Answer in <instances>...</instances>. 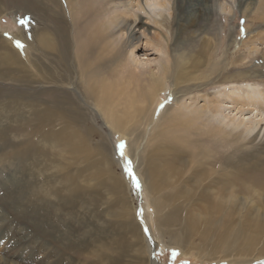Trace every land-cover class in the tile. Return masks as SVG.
Listing matches in <instances>:
<instances>
[{
  "label": "rangeland",
  "instance_id": "1",
  "mask_svg": "<svg viewBox=\"0 0 264 264\" xmlns=\"http://www.w3.org/2000/svg\"><path fill=\"white\" fill-rule=\"evenodd\" d=\"M27 1L29 0H0V37L10 39L15 44L21 37H27L28 41L36 43L42 32L57 31L58 36L67 35L66 44L71 49L74 46L71 43L73 40H69L72 20L64 18L65 13L70 16L69 11H61L62 20L49 19L50 14L43 18L36 1ZM74 2L76 10H80V13L75 11L78 14L75 13L76 19H73L77 20L75 29L81 34V43L78 44L93 50V60L105 59L108 64L105 66L107 74L102 77L109 83L114 84L116 79H127L126 84L118 83L124 90L119 94L121 101L116 96L113 99L118 104L123 103L117 107L125 116L123 120L128 121V127L136 123L132 117L134 109H130L131 102L138 103V106L142 101L141 96L145 94V86L150 85L148 75L152 71L157 74L167 66L169 70L192 73L193 77H198L191 83L178 84L177 87L171 75L163 82L166 89L159 93V103L151 112L155 118L150 127L157 125L166 113L167 117L161 122L162 127L169 129L164 135L169 132L173 136L167 134V138L162 136L163 140H152V152L159 157V163L175 173V168L180 165L188 168L193 164V155L197 157L202 148L210 147L215 151L213 161L220 156V159H224L226 154H230V178L215 182V194L212 197L205 196L204 200H200L194 193L196 182L198 187L203 184L197 178H193L186 189L180 192L177 190L181 189V183L177 182L172 187L173 190L158 193L157 200L165 209H170V212L166 211L180 220L186 219V216L190 218V222L195 219L198 225L204 227L210 225L198 216L200 208L203 216L206 212H212L211 215L219 221L214 223V231L220 230L226 222L238 223L242 220L245 224H257L263 219L260 214H264V175L254 170H249L245 175L236 168L241 167L251 154H264V126L260 125L253 133H247L251 126L239 124L243 118L238 115L236 118L240 126L232 131L234 123L230 117V147L225 148L221 129L218 128L210 136L207 130L214 128V125H210V129L206 128L195 115L187 114L181 107L183 104H192L198 96L211 95L217 87L229 81L230 86L236 85L233 87L260 84L261 91L264 92V0H163V7L147 9V13L138 10L134 3L127 8V17H119L111 12L109 16L101 18L97 14L101 8L99 0ZM120 3L116 0L113 6H121ZM137 15L148 26L138 23L133 25L132 21H139ZM57 41L58 50H50L49 53L58 54L62 49L64 44ZM131 43H136L134 53H131ZM65 47L64 45L63 49ZM95 51L98 53L96 58ZM32 52L35 56L31 59L28 73L16 67L15 70L2 69L0 65V76L5 78L0 79V131L7 132L11 129L6 137L0 134V138L4 139H0V264H137L138 260L133 257V253L128 252L127 239L121 230V225L124 226L126 222L136 225L137 239L142 236L139 227L144 233L145 226L154 234L160 232L162 243L154 251L160 264H232L229 261L210 262L199 256L198 247L192 244L197 245L199 239L211 236L206 229L202 228L195 236L194 229L189 225V230L185 229L182 233V224L173 225L169 230H166L167 227H160L161 230L154 231L147 214L154 209L155 200H151L149 192L134 182L131 178L133 173L125 175L129 173L128 170H122L123 165L127 167L129 164L122 159L127 141H122L124 136L120 139L122 135L106 128L97 117L91 118L89 126L81 130V134L87 137L86 146L90 150L85 159L72 161L66 150H58L59 141L69 134L71 127L65 126L63 135L49 133L48 112H44L42 107V97L45 99L46 96L39 91L44 87H36V82L41 81L36 57L40 58L41 54L36 49ZM1 53L2 51L0 55ZM198 59L204 64L203 68L194 70L193 65ZM22 60L20 58L21 63ZM209 60L214 66L217 63L214 74L206 66ZM117 61H121L122 65ZM74 62L73 59V65L76 64ZM47 65L51 68L50 73L59 69L58 66ZM47 77L51 79L50 76ZM21 78L24 82L18 81ZM146 96L151 101L150 92ZM95 99V102H99L102 98ZM203 99L204 97L198 100L200 105L204 102ZM10 101H14V104L11 105ZM20 115L23 117L21 122L23 119L28 122L26 126L18 121ZM38 126L43 131L41 135L34 132ZM191 126L195 129H191ZM128 127L119 130L127 133ZM20 130L27 133L24 138L29 140L25 151H30L34 146L40 151V156L29 159L24 157L13 163L6 159L7 155H12L11 148L8 149L7 145L13 144L14 151L19 149L17 145L21 142ZM95 131H99V134ZM143 132L145 127L138 129L132 148H148L151 140L144 138ZM251 141L257 146L247 145L248 151L241 144H236ZM110 143L114 147V159ZM121 143L124 145L123 149L118 147ZM102 145L106 148L103 152ZM108 158L112 161L110 170L107 166ZM57 162L66 169L57 170ZM163 166L161 165L163 169L168 170ZM222 166L221 163L209 165L206 172L219 173ZM132 168L131 166V170ZM245 168L248 169V166ZM67 174H70L69 185L66 181ZM158 178L162 182V178ZM114 182L120 183L121 188H113ZM188 194L196 199L194 204L200 208L190 206ZM82 198L84 199L81 200ZM208 199L211 203L214 200L216 204L210 207ZM258 206L263 208L259 212L256 210ZM127 211L131 215L126 218L124 213ZM131 232L126 235L129 240L132 239L134 225L131 226ZM162 232H166V235ZM260 260L254 264H264V260Z\"/></svg>",
  "mask_w": 264,
  "mask_h": 264
},
{
  "label": "bare ground",
  "instance_id": "2",
  "mask_svg": "<svg viewBox=\"0 0 264 264\" xmlns=\"http://www.w3.org/2000/svg\"><path fill=\"white\" fill-rule=\"evenodd\" d=\"M29 1L31 2L33 0H29ZM35 1L36 4H38L41 16L42 15L44 16L43 18H46V16L50 14L48 16L49 19L52 18L54 20L55 18H60L62 20L63 16L61 15V11L63 10L64 13L65 11L67 12L69 11L70 16H68L67 13H65L66 16H64V18L66 19V17H68L69 19L72 20V25H70L72 31L69 33L70 34L69 40H73V42L71 43H74V46H72L71 49L68 48L66 44L67 35L61 34V36H58L57 31L42 32L40 36L37 38L36 43L28 41L27 37L19 38L18 39L19 41L16 44L13 43L10 39L0 37V51H2L0 55V65L3 67L2 69L13 68L15 70L16 67L17 69H21V71L24 70V72L28 73L31 69V61H32L31 59L32 57L35 56V55L33 56L32 51L36 49V51L40 52L41 57L40 58L36 57L38 59L36 65L39 66V70L41 73L39 75L41 77V81L39 83L36 82V87L37 88L38 87L42 88V86L44 87L39 91L46 96L45 99H43L42 97V107L44 112H48L46 115L48 117L49 125L51 127L47 124L46 125L50 128L49 133L54 132L56 134L59 133L63 135L65 126L71 127L69 134L67 136H64L62 140L59 141L58 150L60 152L61 150L64 151L66 150L67 155L70 156L72 161L74 159L80 161L81 159H85L89 154L90 150L86 146L88 142L87 137L81 134V130L89 126L90 124L89 122L91 118L94 119V117H97L103 122V125L106 128L111 129L113 132L119 135H122L120 139H122V137L124 136L122 141L124 142L125 140L127 141V145H126L127 149L124 152L122 159L127 160L133 167L131 170L133 176H131V178L134 179L135 182L140 185V188H144V190L149 192L151 200H155L154 209L147 214V219L150 221L151 226L155 232H157L158 229L161 230L160 227H167L166 230H169L173 225L182 224L183 225L181 230L182 233L184 232L185 229L189 230L188 228L189 225L194 229V236H195L199 234L200 230H202L203 228L206 229L211 234V236L207 237L206 239H199V244L197 245H195V243L192 244L193 246L198 247L199 250L198 253L199 256L202 258V260H208L210 262L229 261L232 264H251L252 262L254 264V263H258L260 259L264 260V214L263 215L260 214V216H263V219H261L258 223L256 222L257 224L253 223L255 225L251 223L245 224L242 220L238 223L226 222L224 226L221 227L220 230L218 229L219 231L218 230L214 231L213 225L218 220L214 217L213 214L211 215L212 212H206V214L203 216L202 211H200L202 210V208L194 204L196 199L193 198L191 194L187 195V201L190 203V206L194 205V209L200 208L198 212V216L205 223L209 224L211 227L210 226L204 227L203 225H198V221L195 219H193L190 222V218H188L187 216L186 219L184 220L177 219L175 216L167 212V211L170 212V209H165L162 203L159 200H157L159 192L173 190L172 187L177 182L178 184L179 182L181 183V189L179 191L177 190V192L185 190L187 184L193 178H197L199 181L203 183L201 186L198 187V183L196 182V190L194 191V193L195 195L200 197L199 198L200 200H204L205 196L212 197L215 194V192L213 191L215 182L217 183L219 181L222 182L224 180L221 179L230 178V171H229L230 160L228 159L230 154H226V157H224V159H220L221 158L220 156V158H216V161H213L215 159H212V156L215 155L214 154L215 151L210 147L202 148L203 149L202 152H200L199 156L197 157L193 155L192 157L193 164L189 165L188 168L182 165L175 168L172 165V167L175 168V171L177 169L175 173H171L170 169H168L167 166L165 167V165L163 166V164L159 163L158 162L159 157H157L154 154V151L152 152L151 147L153 141H155L156 139H162V136L167 138V134L170 137L173 136L170 135L169 132L166 134V136L164 135L165 131L169 129L167 127L166 128L162 127L163 125L161 122L165 120V118L167 117L166 113L163 114V117L160 118V121L158 122L157 125L155 124L152 127H150L152 121L155 118L153 116V113L151 112L154 111V108L159 103V99H158L160 95L159 93L162 91V89L163 90L166 89V84L163 87V82H166V80L171 75L174 77L173 81L174 83L176 82L175 86L177 87L178 84L191 83L192 81L198 79V77L196 76L193 77L192 73L191 74L187 73L189 75L188 76L185 72L182 71H173L174 69L169 70L167 66H165V68H162L163 70H159L157 74H154L156 72L152 71V74L148 75L150 76V85L147 83L148 85L145 86L146 88L145 89L143 88L144 89L143 92H145V94L141 96L142 101L140 100L141 102L139 103L138 106H137L138 103L136 104L135 102H131L130 109H134L132 117H134L135 119L134 121H136V123H134V125H132L131 127H128L127 126L128 121L125 122L123 120L125 116L124 114L120 113L117 107V106L120 107L121 104L123 103L120 102L118 104L113 99V97L116 96L119 99V101H121V97L119 94L124 90L122 86L120 87L118 85V83L121 82L122 84H126L127 79H123V80L116 79L115 80L116 82L114 83L115 85L113 83H109L105 77H102L104 74L105 75L107 74L105 73L107 71V68L105 66H107L108 64H106L107 62L105 61V59L103 60L101 58V60H99L100 59L99 58L97 59L98 61L93 60V56H91L93 50L91 48H87L81 44H78L81 43L79 41L81 39V34L79 33V30L75 29L77 25L76 22L77 20H73V19H76L75 13L78 14L77 12H79L80 10L79 11L76 10L77 5L74 2V0H35ZM115 1L116 0H99L100 2L99 4L101 6L99 12H97V14L101 15L99 16V18L107 17L110 15L111 12H114L119 17L121 15H125V17H127L129 15V11L127 8L133 5L134 3L137 5L136 7H138V10L144 13H147V9L153 10L155 8L163 7L162 5L163 0H127V1L118 0V2H121L120 3L121 6H117V5L113 6ZM223 10L225 11L224 8ZM85 15L87 16V14ZM85 15L82 17L83 19ZM137 17H139V21L138 22L132 21L133 25L138 23V25L141 24L142 26L145 27L148 26L146 23H142L141 16L137 15ZM82 18L80 19L82 20ZM138 25L136 27H138ZM53 37H55V39ZM57 40L63 43L66 47L63 49L64 47L63 45L62 49L59 51L58 54L56 52L49 53L50 50H58ZM157 41H159V38H157ZM135 46L136 43L135 44L131 43V48H132L131 53H134ZM23 48H25V51H22ZM97 55L98 53L95 51L94 54L95 58ZM20 58H23L22 63L20 61ZM73 59L76 62L75 65H73ZM191 60L193 59L191 58ZM118 62L119 61H117V63ZM47 63L53 66L54 65L58 66L59 69L55 68L56 72L54 71L53 73H50L51 68L49 67V65H47ZM119 63L122 65L121 61ZM215 64L217 65V63ZM71 65H73V67ZM203 65L204 64H202V61L198 59L195 61L193 65V69L195 70L196 68H203ZM176 66L178 68H181L179 65ZM206 66H209V70L211 71L212 74L216 73L217 71L216 67L212 64L211 60L208 61ZM68 73H70L71 76ZM47 76H50L51 79H49ZM0 79L2 80L5 78H2L0 76ZM18 81L24 82V79L21 78ZM179 81H181V83H179ZM259 85L244 84V85H240V87H233L236 85L230 86V81H229L227 84H222L219 87H217L216 90L211 95L198 96L197 98H195L196 100L194 99L195 101L192 104L191 103L183 104L181 110L188 112L187 114L195 115L196 119L199 122L202 121L206 128L209 127L210 129V127H212L210 125H214V128H212L211 130H207V134H209L210 136H212L213 133L218 128L221 129L220 133L223 132L224 134V136L221 137L223 139L222 144L226 145L225 148H228L230 147V117L232 122L234 123V125L231 126L232 131L235 130L236 127L240 126L239 125L240 123L249 124L251 126L249 129H247V133H253L254 130L258 129L260 125L264 126V92L261 91ZM71 87L73 88L70 89L71 90L70 91L69 88ZM137 88L138 87H136V89ZM149 92H150L149 98L151 99V101L147 100L148 95L146 96V93ZM129 93L131 94V92ZM97 97H101L102 99L99 102H95L96 101L95 98ZM203 97H204L203 99L204 102L202 103V105H200V102L198 100L202 99ZM154 98L155 100H153ZM10 104L11 105L14 104V101H10ZM127 105H129V103ZM118 114L120 116H118ZM238 115L239 117L243 118L239 122V124L237 123L238 119L236 118ZM22 118L20 115L18 121L21 122ZM22 123L24 126L28 124V122L24 119L23 122H21V124ZM214 123H216V126ZM125 127H128L127 133L125 132L123 133L119 130ZM142 127H145V132H143L144 138H148L149 140H151V142H148L147 145L149 149L145 147H143V149L140 148L138 149L136 147L132 148L133 140L135 138L137 139V136L135 137V135H137L138 129ZM191 129H195L194 126H191ZM9 131H11V129L8 130L7 132ZM0 132L2 137H6L7 132H5V130ZM21 132H22L21 140H20L21 142L19 145L16 144L19 147V149L14 151L12 149L13 144H9V145L6 144L9 147L8 149L11 148V152H12V155L10 154L7 155L6 159L12 161L13 163L24 157L29 159L32 157L34 158L38 155L40 156V151H38V149L34 146H32V149L30 151H25V149L28 148L29 140L24 138L25 137L24 134L27 135V133L23 131ZM34 132H36L37 135H41L43 131L38 126V128ZM95 132L99 134V131L98 132L95 131ZM9 140H10V136H9ZM253 143L254 142L251 141V142H244V143L241 142L236 144L237 145L241 144L242 145L241 147H244V150L246 149L248 151L249 148H246L247 145L252 144L255 147L257 146L255 143L254 144ZM110 147L112 149V157H113L114 147L112 148L111 143H110ZM104 149L106 148L104 147V145H102V152ZM257 149H259V147ZM1 155L2 154L0 153V156ZM198 157H200V159ZM245 160L247 162L245 161L241 167L238 166V168H236L239 170V172L247 175V172H249V170H254L259 174L264 175V154L262 152L259 156H254L251 154V156L246 158ZM35 162H36V158H35ZM107 162H108L107 166L109 167L112 161L108 158ZM123 162L127 164V162L125 161ZM218 163H221L223 165L219 173H217L216 171H212L210 173L206 172L207 166L209 165L215 166ZM160 164L164 168H167L168 170L163 169ZM55 165L57 167V170L66 169L64 168V166H61L58 162ZM245 166H248V169L245 168ZM127 167L126 165L122 166V170H124L123 172H126V170H128ZM110 168L111 167H109V170ZM125 175H129V173L127 174L125 173ZM157 177L162 178V182L159 181V178L157 179ZM69 178H70V174H67L66 181L68 185L71 181ZM131 183L135 184L132 180ZM113 188L120 189L121 184L118 182H114ZM83 199L84 198H82L81 200ZM207 204L209 206L211 205L210 207H212L213 205L216 204V202H214L213 200V203H211L208 199ZM261 209H263L261 206L256 207V210L258 212ZM130 215H131L130 211L124 213V217L126 218L129 217ZM133 225H134V233L132 234V239L129 240L126 235L128 232L132 233L131 226ZM139 228L142 236H139L140 239L139 238L137 239L138 235L136 234H138V229H136V225L133 222H131V224L126 222L124 226L121 225V230L123 231V235L127 239L128 249H129L128 252L133 253V257L138 260L137 264H160V262L154 255V251L156 249L155 247L158 246L159 243H162V236L160 235V232L154 234V232L152 233L150 231L148 226H145L144 227L145 233H144L142 228L141 227ZM135 229H136V234H135ZM163 235H166V232H164ZM145 240L146 243L144 244ZM183 242H185V240H183Z\"/></svg>",
  "mask_w": 264,
  "mask_h": 264
},
{
  "label": "snow or ice",
  "instance_id": "3",
  "mask_svg": "<svg viewBox=\"0 0 264 264\" xmlns=\"http://www.w3.org/2000/svg\"><path fill=\"white\" fill-rule=\"evenodd\" d=\"M118 147H119L120 149H123V147H124L123 143H121L120 145H118ZM121 155H123L122 152H121ZM128 172H129V175H132L131 164H130V163L128 164ZM134 182H135V181H134Z\"/></svg>",
  "mask_w": 264,
  "mask_h": 264
}]
</instances>
